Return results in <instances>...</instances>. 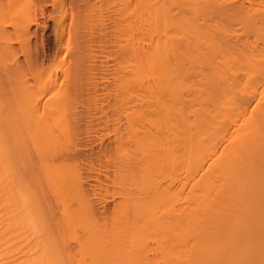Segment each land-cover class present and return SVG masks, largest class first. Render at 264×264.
I'll list each match as a JSON object with an SVG mask.
<instances>
[{
  "label": "bare ground",
  "instance_id": "obj_1",
  "mask_svg": "<svg viewBox=\"0 0 264 264\" xmlns=\"http://www.w3.org/2000/svg\"><path fill=\"white\" fill-rule=\"evenodd\" d=\"M21 1L0 3V264H264V0H85L86 12L110 5L101 21L95 8L87 18L95 16L101 34L110 25L116 44L103 34L106 44L94 49L99 35L78 44L88 40L89 18L87 28L78 25L83 36L77 29L84 40L62 42V18L50 57L23 43L44 0ZM58 3L65 12V2L50 6ZM110 66L118 113L113 150L105 145L111 188L97 182L116 200L100 219L85 167L97 162H80L83 180L77 161L101 122L94 133L77 125L69 96L75 78L100 81ZM68 116L82 135L85 128L79 139Z\"/></svg>",
  "mask_w": 264,
  "mask_h": 264
},
{
  "label": "rangeland",
  "instance_id": "obj_2",
  "mask_svg": "<svg viewBox=\"0 0 264 264\" xmlns=\"http://www.w3.org/2000/svg\"><path fill=\"white\" fill-rule=\"evenodd\" d=\"M0 1H1V0H0ZM5 1H6V0H4V2H3V0H2L1 2L4 4ZM31 1H32V0H31ZM39 1H40V0H39ZM51 1H52V0H51ZM51 1H50V0H47V1L44 0L43 2L41 1L43 4L46 5V7H44L43 4L39 6V2H38V6L41 7V8H42V6H43L44 8H42V10L45 11V12L41 11V9L39 10V7L37 8V10H35L36 12L33 10V9L36 8L35 3H36V5H37V1H35V3H34V2L31 3V4H33L31 7H30L29 4H28L27 7H25L26 9L29 8L28 10H26L25 8H22L23 11H24V10H25V11H24V12L20 11V12H22V14H24V13H26V11H29V12H30V11L32 10V12L34 11L35 15H36V14H37L38 16H39L40 14L42 15V16L40 15V17H37V19L41 20V24H40V26H39V25L36 26V25H35V21H34L35 19H33V18H35L37 15H36L35 17L32 16V23H27V24L29 25V26H27V27H28V28H27V32H28V29L31 28V34H32L33 32H34V33H33V36H32V35L29 36V38L31 37L30 40H29L28 36H26V37L28 38L29 42H28V40H27V41H24L23 43L26 42V43H28V46H30V45H33V46H34V47H29V50H30L31 52L33 51V49H30V48H34V49H35V48H36V49L38 48V50H34V51H36V53H40V54H42V51L44 52V50H46V51H45V54H46L47 56H49V57L52 56V55L55 53V47L57 46V42H58V43L60 42V41H58V39H57V37H56V35H55V34H56L55 31H56V28H57L56 26L61 25V24H62L61 20L64 21V20H63L64 18H65V21H64L63 27H64L65 31H64V33H63V34H64V35H63L64 37H62V40H61L62 42H65V40H66V38H67L68 40H69V39L71 40V42H70L69 44H75V43H74L75 39H77V40L79 41V38H82V39L84 40V39L88 36V37H87L88 40L85 39V40H84V41H85L84 43L81 41L80 43L78 42V44H81V43H82V44H85V43L88 44L86 41L90 42V44H91L92 42H94V41H92V40H94V37H97V35L100 36V34H101V32H102V30H100V29H102V28L100 27V26H102V24H100V22H99V21H101L100 17L103 18V17H102V14H104L103 12H106L108 8H109L108 11L110 10V5L108 6V8L105 9L106 11L101 9L103 12H102L101 10H100V12H98V10H99L100 8H102V6H101L99 9H97V8H98L97 6H99V4L97 5V3H96L95 6L92 7V9L95 8V9L97 10V11H96L95 9H93V10L95 11V12L93 11V12L95 13V14H94V13H91V12H92V9H91V11L89 10V12H86V11L82 10V9H85V8H84V6L86 5V4H85V3H86L85 0H72V1H71V0H64V1H63V0H59V1H62L63 3L65 2V5L67 4V6H65V7H66L65 12H61V11H63V8L60 7V3L56 4V6L58 5V7H60V8H57L55 5H54L55 8H52V7H54V6H50ZM1 2H0V3H1ZM24 2H26V3L28 2V3H29L30 0H23V3H24ZM57 2H58V1H57ZM67 2H68V3H67ZM6 3H7V2H6ZM6 3H5V4H6ZM23 3H22V1H21V5H22ZM26 3H25V4H26ZM46 3H48V5H47ZM82 3H83V6L81 5ZM61 5H62V4H61ZM96 5H97V6H96ZM4 6H5V5H4ZM28 6H29V7H28ZM34 6H35V8H33ZM63 6H64V5H63ZM79 6L81 7V11L87 13V14H86V18H85V16H84L85 13H84V14H83V13H79V12H81L80 9L78 10V13L76 14V12H77L76 10L78 9ZM21 7H24V5H22ZM65 7H64V9H65ZM80 7H79V8H80ZM96 7H97V8H96ZM105 7H106V6H104V8H105ZM53 9H54V10H53ZM59 9H60V11H59ZM47 10H48V11H47ZM111 10H112V12H113L112 5H111ZM39 11L42 12V13H40ZM108 11H107V12H108ZM54 12H56L57 14H56V13L54 14ZM66 12H67V13H66ZM97 12H98V13H97ZM101 12H102V13H101ZM112 12H111V14H112ZM34 13H31V14L34 15ZM39 13H40V14H39ZM48 13H49V14L51 13V14L49 15ZM69 13H70V14H69ZM89 13H91L92 15L94 14L95 16H99V15H97V14H100L101 16H99L98 18L96 17L97 20L99 19V21H96V20H95V18H94L95 16L93 17L92 20H91L92 17H91V18L88 17V18L90 19V20H89V19L87 18V16H92V15H88ZM109 13H110V11H109ZM22 14H21V15H22ZM43 14H44V16H43ZM80 14H81V15H80ZM82 14H83V17H84V18L82 17ZM105 14H106V13H105ZM105 14H104V15H105ZM48 15H49V16H48ZM56 15H57L58 17H57ZM77 15H80V16L82 17L83 20H84V19H85V20H89V23H90L91 27H93L94 29L90 27V28L86 29V30H87V31H86L85 28H87V27L84 26V25L86 24L87 21L85 22V20L83 21V20H81V19L78 20V21H75L74 18H75V19H78L77 17H79V16H77ZM104 15H103V16H104ZM50 16H51V17L53 16V17L51 18ZM43 17H44V18H43ZM81 17H80V18H81ZM42 18H43V19H42ZM47 18H48V19H47ZM49 18H50V19H49ZM54 18H55V20L52 21V19H54ZM62 18H63V19H62ZM68 18H69V19H68ZM57 19H58V20L60 19L59 21H60L61 24L58 23L59 21H57ZM104 19H105V18H104ZM42 20L45 21V22L43 21L44 24L47 23V24H45L46 26H44V27H43V25H42ZM72 20H74L75 22L72 21ZM29 21H30V20H29ZM29 21H28V22H29ZM55 21H57L56 23H57L58 25L55 24ZM95 21H96V22H95ZM104 21H105V20H104ZM106 21H107V17H106ZM106 21H105V22H106ZM108 21H109V20H108ZM108 21L106 22V24H107V23L109 24ZM70 22H72V23H70ZM84 22H85V23H84ZM66 23H67V24H66ZM68 23H69V24H68ZM89 23L87 22L88 25H89ZM91 23H92V24H91ZM94 23H96V24H94ZM52 24H53V25H52ZM98 24H100L99 27H98ZM34 25H35V26H34ZM64 25H65V26H64ZM75 25H77V26H76V27H77L76 29L74 28ZM78 25L84 26L85 28H84V27L81 28V27H79ZM90 25H89V26H90ZM95 25H96V26H95ZM61 26H62V25H61ZM67 26H68V27H67ZM69 26H70V27H69ZM107 26H108V25H107ZM109 26H110V25H109ZM109 26H108L107 31H106L105 33H102V34H103V37H106V38L109 36V39L107 38V40H108L109 42H107V43H108V45L110 46L111 44H114V43H115L114 41H115L116 39H115L114 36H113V38H114L113 40H114V41L111 39L113 33H112V31L110 32V28H111V27H109ZM36 27H37L38 29H37ZM53 27H55V28H53ZM58 27H59V26H58ZM95 27H96V28H95ZM97 27H98V28H97ZM34 28H35V31L33 30V32H32V29H34ZM80 28L84 30V32H82V34H81L82 36H83V34L85 33V31L88 32L89 35H88V33H86V34H87V35L85 34L86 37H81L80 34H77V33L79 32V31H77V29H80ZM99 28H100V29H99ZM54 29H55V30H54ZM71 29H72V31H71ZM74 29H75V30H74ZM91 29H92V30H91ZM52 30H53V31H52ZM68 30H69L70 33L68 32ZM88 30H89L90 32H89ZM93 30H94V31H93ZM99 30H100L101 32H100ZM108 30H109V31H108ZM29 31H30V29H29ZM41 31H42V32H41ZM66 31H67L68 34H65ZM81 31H82V30H81ZM91 31H93V32L97 31V32H95V33L92 32V33H91ZM35 32L38 33V34H36ZM109 32H110V34H109ZM45 33H46V35H45ZM54 33H55V34H54ZM79 33H80V32H79ZM96 33H97V34H96ZM29 34H30V33H29ZM34 34H36V35L34 36ZM72 34H73V35H72ZM91 34H92V35H91ZM102 34H101V36H102ZM106 34H109V35H106ZM27 35H28V34H27ZM54 35H55L56 38L54 37ZM70 35L72 36V39H73V40L71 39ZM78 35H79V36H78ZM85 35H84V36H85ZM90 35H91V37H92L93 39H89ZM93 35H94V36H93ZM95 35H96V36H95ZM110 35H111V36H110ZM113 35H114V34H113ZM67 36H68V37H67ZM99 36H98V37H99ZM101 36L99 37L100 39L103 38V37H101ZM36 37H37V38H36ZM77 37H78V38H77ZM98 37H97V39H98ZM27 38H26V39H27ZM32 38H33V40H32ZM64 38H65V39H64ZM35 39H36V41L38 42V44L41 45V47H37L36 42H35ZM40 39H41L42 41H41ZM56 39H57V42L55 41ZM100 39H98V40H99V42H100V41H101V42H100V43H99V42L97 43L98 40L96 41V38H95V42H96V43H95V42L92 43V44H93V46H92L93 49L95 48V47H94L95 44H102L103 42H104L103 44H106V43H105V42L107 41L106 39H104V38L101 39V40H100ZM63 40H64V41H63ZM68 40H66L67 43L70 41V40H69V41H68ZM77 40H76V41H77ZM80 40H81V39H80ZM89 40H90V41H89ZM32 41H33V42H32ZM76 41H75V42H76ZM91 41H92V42H91ZM111 41H113V42H111ZM12 42H13L12 44H14V46H15V45L17 46L18 42H17V44H16V42H14V41H12ZM30 42H31V43H30ZM39 42H40V43H39ZM62 42H61V44H62ZM23 43H22V44H23ZM32 43H33V44H32ZM109 43H111V44H109ZM29 44H30V45H29ZM55 44H56V45H55ZM59 44H60V43H59ZM90 44H89V45H90ZM115 44H116V43H115ZM38 46H39V45H38ZM17 48H18V47H17ZM17 48H16V49H17ZM56 49H57V47H56ZM72 49H73V48L71 47L70 50L72 51ZM96 49H97V48H96ZM18 50H19V48L17 49V52H18V53H17V52H16V53H17L18 57L20 56V59H22V58H23V54H21L22 52L20 53V52H19L20 50H19V51H18ZM39 50H40V51H39ZM70 50H69V51H70ZM72 52H73V51H72ZM72 52H71V53H70V52H67V55H66V56L69 57V56L72 54ZM92 52H94V50H92ZM92 52H91V53H92ZM32 54L35 55L33 52H32ZM51 54H52V55H51ZM33 55H32V56H33ZM54 55H55V54H54ZM33 57H34V56H33ZM68 57H67V58H68ZM110 67L112 68V69L110 68L111 70L108 68V70H106L107 72L105 71V73H106L107 75H109V76H105V75H104V76H105V77H104L105 79H108V78H106V77H109V79H108L109 82L107 81V85H106V82H105L106 80H105L104 78H101V79L104 80V83H105L106 86H105L104 83L102 82L103 80L100 79V81H99V77H98V79H97V78H94V77H93L94 74L92 75L91 73H85L84 70H83L82 72H84L86 75L84 74V75H83L84 77H83L82 75L79 74L81 79H82V77H83V79L80 80L81 83H80L79 80H78V79H80L79 76H78V79H77V80H76V78H75V81H76V85H75L76 89H75V90H77V92H75V93L78 94V95L73 94L74 96L76 95V96H75L76 98H75L74 96H72L73 98H72V97L70 98L71 94H70V96H69V100H70V99H71V100H72V99H73V100L75 99V101H76V103H73V104L71 103V104H70V117L73 118V117H75V116H76V117L78 116L80 120L82 119L81 121H79L78 118H77V120H78V122H77V120H72V118H70V117L68 116V121H67V123L69 124L68 126L71 127V125H72V127H73V128L71 127L72 130H70V127H69V130H70L71 132H75L76 130L74 131V129H77V131H76L77 133H75V134H77L76 136H78V139H79L81 136H83V135L85 134V133H84V132H85V131H84L85 128H87V130H88V128L90 127V128H89V131H88V132H90V133H92V132L94 133L96 130L99 131V132L101 133V134H100V133L97 134V133H96L97 131H96V132L94 133L95 135H92V134H91V137L89 138V140H90V139H92V140H90L89 146L92 144V145H91L92 150H91V151H87V152H88V155L83 156V157H84V158H82L83 160H82L81 158H79V159H81L82 161H81V160L79 161V159H78V161H77V162H79V163L81 162V163L83 164V162L85 161V160H84L85 158H91L92 155H93L92 158L95 160V162H97V164H96V163L94 162V160H93V162L95 163V164H93L92 162H90V161H92V160L87 159L92 165H95V167H98V169L96 168V169H93V170H92L93 166L90 165L89 162H88L87 160L85 161V162H87V164H88L87 166L85 165V167H86V168L89 167V170L91 169V171H92V172H91V171H87V172H90V173H89L90 175L87 174L86 170H84L85 167L82 166L81 163H80V164H81V166L83 167V169H82V167L80 166V164L77 163V164H79V166L81 167V168H80V167L78 166V168H80L79 170H80V171L82 170L81 173L84 172V173H82L83 175L81 174L82 179L84 180V179H86V178L89 176V177L87 178L88 180H87V179H86V180L88 181L89 184H91V185H90L91 188L93 187V185H94V187H95V188H92V190L89 188V189H90V193L92 194V196L95 197V196H97V194H100V196H102V198H100V197H98V196H99V195H98L97 198H100V199H98V200H96V199H97L96 197H95L96 199H95L94 197H93V198L91 197L92 200H93V201H92V210H93V211H94V210L96 211V212H94V213H95L97 216H98L97 211H98V213H99V211H100V213H102L101 211H103V212L106 211V210L109 211V210H110L109 208H111V205H112L111 203H114V200H116V199L113 200V198H112V199L110 198L109 200L107 199L108 196L110 195V192H111V194H112V190L110 189L111 186H109V185H110V184H109L110 182L108 181V178H107V179L105 178V176H109L110 171H111L110 168L108 167L109 165L107 166V164H109V163L111 164V162H110L111 160L109 161L110 158L108 157L109 150H110L108 147L110 146L111 150H113V131L111 130V128L114 126L113 124L117 123V121H114V120H116V119L118 118V113L114 112L115 110H113V109H115V106H114L113 103H112L113 106H112V104H111V99L114 100V96L112 97V95H114V92H113L112 89L109 87V86L111 85V87L113 88V82H112V80H113V79H112V78H113L112 75H113V74H110V73H111V72L113 73L114 71H112V70H113V67H112V66H110ZM86 71H87V70H86ZM89 71H90V70H89ZM94 71H95V72H99L100 70H94ZM87 72H88V71H87ZM90 72H91V71H90ZM80 73H81V72H80ZM100 73H101V72H100ZM105 73H104V74H105ZM87 74H89V76H90V74H91L92 77H91V76H90V77H91V79L93 78L94 80L92 79V80H93V81H92V80L89 78V76H87ZM110 75H111L112 78L110 77ZM81 76H82V77H81ZM85 76H86V77H85ZM94 76H95V75H94ZM70 78H71V77H70ZM70 78H69V79H70ZM95 79H97V81H99V82H97L98 84L95 83V82H96ZM111 79H112V80H111ZM66 80H67L68 82L71 81V80L69 81L67 78H66ZM110 80H111V81H110ZM64 82H65V80H64ZM68 82H66L65 84L67 85ZM91 82H93L92 84L95 83L96 86H98V90H103L104 88H105V89L102 91L101 94H99V93H97L98 90L95 91V89H97L96 86H95V85H92ZM110 82H111L112 84H110ZM82 83H83V84H82ZM100 83H103V85L100 84ZM65 84H64V86H65ZM69 84H70V83H69ZM69 84H68V85H69ZM71 84H72V82H71ZM90 84H91V86H90ZM108 84H110V85H108ZM68 85H67V86H68ZM99 85H102V87L99 86ZM86 86H87V87H86ZM93 86L95 87V89L93 88ZM103 86H104V87H103ZM89 87H91V88H89ZM108 87L110 88V90H107ZM87 88H88V89H87ZM99 88H100V89H99ZM101 88H102V89H101ZM90 89H91V90H90ZM78 91H79V93H78ZM107 91H109V94H110V95L106 93ZM110 91H111V92H110ZM98 92H99V91H98ZM100 92H101V91H100ZM88 93H89V94H88ZM93 93H95V94L93 95ZM105 94H106V95H105ZM79 95H80V96H79ZM92 95H93V96H92ZM95 95H96V96H95ZM97 95H98V96H97ZM106 96H107V97H106ZM77 97H79V98H77ZM94 97H95V99H94ZM96 98H97V102H95V101H96ZM98 98H99V99H98ZM76 99H79V100H76ZM71 100H70V101H71ZM73 100H72V101H73ZM108 100H109V101H108ZM72 101H71V102H72ZM99 101H100V102H99ZM102 101H103V102H102ZM73 102H74V101H73ZM77 102H78V103H77ZM101 103H103L102 106H101ZM75 104H77V107L75 106ZM94 104H95V105H94ZM96 104H97V105H96ZM104 104H105V105H104ZM71 105H72V106H71ZM78 105H79V106H78ZM86 106H87L88 108H87ZM107 106H108V107H107ZM111 106L113 107V109H112ZM72 107H73V108H74V107L77 108L78 110H77V109H76V110H77L78 112L80 111V112H79V115H78V114H75V113H77V111L74 112L73 110H74L75 108L72 109ZM79 109H80V110H79ZM95 109H96V110H95ZM97 109H98V110H97ZM72 111H73V113H72ZM101 111H102V112H101ZM81 112H82V113H81ZM87 112H88V113H87ZM89 112H90V113H89ZM103 112H104V113H103ZM71 113H72V114H75V116L72 115ZM80 113H81V115L83 114V115H82L83 117H82V116L80 117ZM102 113H103V114H102ZM111 113H112V115H113V117H111V118H113V122H114V123H111L112 121L110 122L111 119L109 118V117H110L109 115H111ZM113 113H116V115H117V118H116V119H115V117H114L115 114H113ZM92 114H93V115H92ZM106 114H107V115H106ZM91 115L93 116V119H92V116H91ZM94 115H95V117H94ZM101 115H102V117H101ZM112 115H111V116H112ZM116 115H115V116H116ZM87 116H88V117H87ZM96 116H97V117H96ZM107 116H109L108 118H109L110 120H107ZM76 117L73 118V119H76ZM89 117H91V118H89ZM104 117H105V118H104ZM87 118H88V119H87ZM91 119H92V120H91ZM100 119H102V121H101ZM104 119H106L107 121L104 120ZM94 120H95V121H94ZM72 121H73V122H72ZM108 121H109V124H110V125L108 124L109 127L106 126V123H105V122H108ZM74 122H75V124H76V122H77V123H78L77 125H80L81 123H83V124H82L83 126L81 125L82 127H85V128H82V130H83V135H82L81 128H79L80 126L78 127L77 125L73 124ZM100 122H101V123H100ZM102 122L105 124L106 127H108L107 129H109V130H106V127H104V124H103ZM79 123H80V124H79ZM96 123H100V124H102L103 127H104L105 129H103V127H102L100 124L98 125V124H96ZM94 124L96 125V127H97V125H98V127L100 126V127H99L100 129H96V130H95L96 127L94 126ZM111 124L113 125L112 127H110ZM74 125H75V127L77 126V128H74ZM88 126H89V127H88ZM91 127H92V128L94 127V128L91 129ZM79 129H80V130H79ZM90 129H91V130H90ZM78 130L81 131V134H78V133H80ZM100 130H101V131H100ZM110 130H111V131H110ZM91 131H92V132H91ZM105 131H106V132H105ZM109 131H110V132H109ZM88 132H87V133H88ZM90 133H89V134H90ZM106 133H107V134H106ZM73 134H74V133H73ZM73 134H72V135H73ZM89 134H88V135L86 134V135H85V138H86V136H90ZM80 135H81V136H80ZM76 136H75V137H76ZM93 136H94V138H93ZM97 136H98V137H97ZM105 136H106V137H105ZM71 137L73 138L74 135H73V136H70V135H69V138H70V139H71ZM102 137H103V138H102ZM85 138H84V140H85ZM87 138H88V137H87ZM87 138H86V141H89V140H87ZM98 138H99V139L102 138V139H101L102 143L98 140ZM82 139H83V138H82ZM93 139H94L95 141H93ZM96 140L98 141V144H97V143L95 144ZM105 141H106V142H105ZM107 141H108V142H107ZM91 142H92V143H91ZM100 143L102 144L101 147H100V145H101ZM94 144H95V145H94ZM93 145H94V146H93ZM103 145H104V146H103ZM105 145H106V147H107L109 150H108V149L105 150V149H106ZM108 145H109V146H108ZM87 146H88V145H87ZM104 147H105V148H104ZM98 148H99L100 150H99ZM101 148H102V149H101ZM85 149H86V150H89L90 148H89V147H86ZM111 150H110V151H111ZM98 151H99V152H98ZM107 152H108V153H107ZM91 153H92V154H91ZM106 153H107V155H106ZM103 154H105V155L107 156V158H106V156L103 155ZM90 155H91V157H89ZM96 155H97V156H96ZM101 155H103V156L105 157V159H103L104 157H102ZM95 156H96V158H94ZM98 156H99L100 158H102V160H96V159H98V158H97ZM92 158H91V159H92ZM106 159H107V161H108L109 163H107ZM99 161H101V162H99ZM104 161H106V162H104ZM85 162H84V164H85ZM103 162H104V163H103ZM98 163H99L100 165H98ZM106 163H107V164H106ZM84 164H83V165H84ZM102 165H103V166H102ZM105 165H106V166H105ZM100 166H101L102 168H104V169H105V167H107V168H106V172H107V170H108V168H109V170H108V172H107L106 175H105V174H104V176L102 175L103 173H106V172H105L104 169H103V170H104V172H103V170H102V168H101ZM104 166H105V167H104ZM90 167H92V168H90ZM95 167H94V168H95ZM99 167H100V170H101V171L99 170ZM87 170H88V168H87ZM94 170H97V171L99 170V171L101 172V176H102V178H103V177H104V178H103L102 180H101V178L99 179L100 172H99V174H97L98 172H96V171H94ZM93 171L96 173L97 178H96L95 173H94ZM102 172H103V173H102ZM85 173H86V174H85ZM84 175H86V176L88 175V176L85 177V178H83ZM90 176H94L93 179L96 178L97 180H91V181H90V179H92ZM104 179H105V181H108V182H107V183L102 182ZM98 180L101 182V184H104L105 186L109 184V185H108V186L110 187L109 190L106 189V187H105V189H106L107 191H106L105 189L103 190V187H104L103 185H102V188H100L99 186H101V185H100V182H97ZM93 181H94V182H93ZM95 181H96L97 183H96ZM91 182H93V183H91ZM94 183H95V184H94ZM98 183H99V184H98ZM96 184H97L98 186H97ZM95 185H96V186H95ZM90 186H89V187H90ZM108 186H107V187H108ZM96 187H97V188H96ZM98 188H100V189H98ZM96 189H98V193L95 192V191H97ZM100 191H101V193H100ZM102 191H103V193H102ZM109 191H110V192H109ZM108 192H109V193H108ZM90 193H89V191H88V194H90ZM104 193H105V195H107V193H108V196H106V197H105V195L103 196ZM88 194H87V195H88ZM91 194L88 195V196L90 197ZM101 194H102V195H101ZM110 196L113 197L112 195H110ZM110 196H109V197H110ZM94 199H95V200H94ZM103 199H104V200H103ZM106 199H107V200H106ZM105 200H106V201H105ZM95 201L97 202V205H96V202H95ZM110 201H111V202H110ZM94 202H95V203H94ZM99 202H100V203H99ZM93 203H94L98 208H96V206H94ZM101 203H103V204H101ZM109 204H111V205H109ZM101 206H102V207H101ZM104 206H105V207H104ZM109 206H110V207H109ZM107 208H108V209H107ZM96 209H97V210H96ZM105 209H106V210H105ZM108 211L104 212V214L107 215V213H109ZM110 211H111V210H110ZM100 213H99V214H100ZM104 214H100V215L98 216V218L101 219V218H102L101 216L104 215ZM100 222H101V224H102L103 221H100ZM102 225H103V224H102ZM71 243H72L73 245H72ZM71 243H70V245H72L73 248H72V249L70 248L69 251H72V250H73V252L75 253V249H74V248H75V246H74L75 244H74L73 241H71ZM70 245H69V247H70ZM72 246H71V247H72Z\"/></svg>",
  "mask_w": 264,
  "mask_h": 264
}]
</instances>
